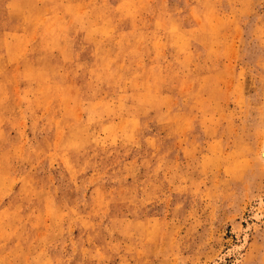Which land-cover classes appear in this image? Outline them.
<instances>
[{
  "label": "rangeland",
  "instance_id": "rangeland-1",
  "mask_svg": "<svg viewBox=\"0 0 264 264\" xmlns=\"http://www.w3.org/2000/svg\"><path fill=\"white\" fill-rule=\"evenodd\" d=\"M263 136L264 0H0V264H264Z\"/></svg>",
  "mask_w": 264,
  "mask_h": 264
},
{
  "label": "bare ground",
  "instance_id": "bare-ground-1",
  "mask_svg": "<svg viewBox=\"0 0 264 264\" xmlns=\"http://www.w3.org/2000/svg\"><path fill=\"white\" fill-rule=\"evenodd\" d=\"M260 157H261V161L264 162V136H263V142H262V146H261V149H260ZM259 217V216H258ZM249 226V225H248ZM249 231V230H248ZM248 235V234H247ZM246 237V236H245ZM244 239V238H243ZM246 241V240H245ZM244 243V241H243ZM244 247V246H243ZM233 251V250H232ZM238 252V251H237ZM240 254V253H239ZM241 256V255H240ZM239 256V257H240ZM239 260V259H237Z\"/></svg>",
  "mask_w": 264,
  "mask_h": 264
}]
</instances>
